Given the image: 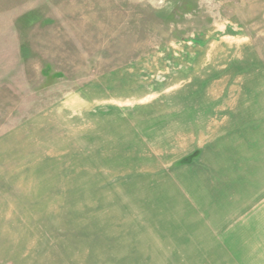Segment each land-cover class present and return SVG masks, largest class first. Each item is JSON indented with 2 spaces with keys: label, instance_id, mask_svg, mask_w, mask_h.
<instances>
[{
  "label": "rangeland",
  "instance_id": "1",
  "mask_svg": "<svg viewBox=\"0 0 264 264\" xmlns=\"http://www.w3.org/2000/svg\"><path fill=\"white\" fill-rule=\"evenodd\" d=\"M0 264H264V0H0Z\"/></svg>",
  "mask_w": 264,
  "mask_h": 264
},
{
  "label": "trees",
  "instance_id": "2",
  "mask_svg": "<svg viewBox=\"0 0 264 264\" xmlns=\"http://www.w3.org/2000/svg\"><path fill=\"white\" fill-rule=\"evenodd\" d=\"M188 159L191 160L192 158L191 157L190 158L188 157V158L184 159V163H187V160Z\"/></svg>",
  "mask_w": 264,
  "mask_h": 264
},
{
  "label": "crops",
  "instance_id": "3",
  "mask_svg": "<svg viewBox=\"0 0 264 264\" xmlns=\"http://www.w3.org/2000/svg\"><path fill=\"white\" fill-rule=\"evenodd\" d=\"M2 154H3V152H2Z\"/></svg>",
  "mask_w": 264,
  "mask_h": 264
}]
</instances>
